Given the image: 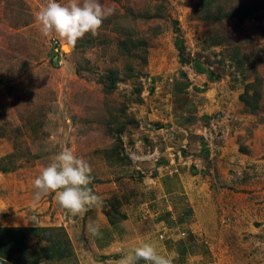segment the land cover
Returning <instances> with one entry per match:
<instances>
[{
  "label": "rangeland",
  "instance_id": "1",
  "mask_svg": "<svg viewBox=\"0 0 264 264\" xmlns=\"http://www.w3.org/2000/svg\"><path fill=\"white\" fill-rule=\"evenodd\" d=\"M99 2L114 14L69 46L39 30L48 0H0V228L49 229L29 238L34 260L74 259L75 246L107 260L92 249L102 227L128 222L122 244L150 229L170 264H264V0ZM64 148L89 162L100 196L75 216L54 195L33 199ZM185 168L187 202L155 201L150 215L149 179L173 192Z\"/></svg>",
  "mask_w": 264,
  "mask_h": 264
},
{
  "label": "clouds",
  "instance_id": "2",
  "mask_svg": "<svg viewBox=\"0 0 264 264\" xmlns=\"http://www.w3.org/2000/svg\"><path fill=\"white\" fill-rule=\"evenodd\" d=\"M114 11L113 7H104L99 0H70L68 4L48 0L36 14V20L44 37H57L74 46L85 34L95 35ZM91 179L89 162L64 148L34 179V202L54 195L59 206L75 216L100 200V196L92 191ZM89 229L93 233L99 232L96 224H90ZM140 260L145 264H170L169 259L159 254L151 243H141L131 249L119 264H138Z\"/></svg>",
  "mask_w": 264,
  "mask_h": 264
},
{
  "label": "crops",
  "instance_id": "3",
  "mask_svg": "<svg viewBox=\"0 0 264 264\" xmlns=\"http://www.w3.org/2000/svg\"><path fill=\"white\" fill-rule=\"evenodd\" d=\"M189 173L187 172V169L185 168L183 173H182V178L181 177H177L174 176L172 177V180L169 179V181H173L176 182L178 181V183L176 184V186L178 187V190L176 191V186L173 192H171L168 187H167V178L165 177L163 180L162 177H155V179H149V181H151L153 183V185H148L147 183H144L147 186V189H145L144 191L147 192L148 194L146 195V200L148 203H150L151 208L147 211L150 213V215H153L155 213V209H157L158 211V207L157 205H159V203H161L163 200H171L170 197H182V201H186V195L187 192L189 190ZM199 186H201V184H199ZM198 189L200 191V187H197L195 190L197 192V194H199ZM203 200V199H202ZM154 201V202H152ZM155 201H157V205ZM196 200L192 201V204L195 202ZM209 201V200H206ZM205 200L201 203H196V205L192 206L193 207V211L195 212L194 215L198 216V215H204L207 211L201 207L203 205L204 202H206ZM152 202V203H151ZM153 204V205H151ZM188 204L189 207V211H190V204ZM192 211V209H191ZM205 211V212H204ZM194 215L191 213V218L193 220ZM206 215V214H205ZM107 227H102L105 228L104 231L106 232V234L103 235V233H100L101 238L99 239L98 247H93L92 249L95 256V259H97L98 257H104L107 260H99L96 261V263H94V261H90L88 254L85 252V250H83V248L78 249L77 246H75L74 244V252L72 251L73 254V258L71 260L68 259H63V258H46L43 255L39 253V255H37L36 259H30V251L26 250L23 253H20L16 256L13 257V259L11 261H9L7 264H52L50 262H53L54 264H75V260H77V263L79 261V264H119V261L121 260V258L123 256H125L131 249L137 247L139 245L138 242H140L141 240H143V243H151L153 244V246H156L159 248V246L162 244V242L160 243V241L156 240L154 236H152L153 231H151L150 229H147L146 231H140L138 234H136L135 237H130L131 234L129 235V241L126 244H122L121 241V237L123 236H119L117 233V231L119 229H123V228H127V226H129V223H125V222H120L118 224H115L114 228H109V225H104ZM108 232V234H107ZM71 236V235H69ZM85 236L88 237L86 238L89 241V236L90 234L87 233V231L85 232ZM105 236V237H104ZM30 241V239H28V242ZM71 241V239H70ZM27 242L28 246L29 243ZM91 242V241H90ZM77 243V242H76ZM78 244V243H77ZM128 248V249H127ZM43 249V247L41 248ZM92 252V253H93ZM92 256V257H94Z\"/></svg>",
  "mask_w": 264,
  "mask_h": 264
},
{
  "label": "trees",
  "instance_id": "4",
  "mask_svg": "<svg viewBox=\"0 0 264 264\" xmlns=\"http://www.w3.org/2000/svg\"><path fill=\"white\" fill-rule=\"evenodd\" d=\"M115 80L110 79L109 81V91H112L115 88ZM49 231L47 228H0V264H7L17 252H22L28 249V239L31 237H36L41 239V234ZM46 242L52 243V248L58 249L60 244L59 241L46 239ZM67 244V241H66ZM44 250V249H43ZM42 250V251H43ZM43 255L46 258L48 256L47 251H43ZM67 252V251H66ZM68 254V253H66ZM65 254V255H66ZM62 256V255H58ZM56 255V257H58Z\"/></svg>",
  "mask_w": 264,
  "mask_h": 264
},
{
  "label": "snow or ice",
  "instance_id": "5",
  "mask_svg": "<svg viewBox=\"0 0 264 264\" xmlns=\"http://www.w3.org/2000/svg\"><path fill=\"white\" fill-rule=\"evenodd\" d=\"M67 50V49H66Z\"/></svg>",
  "mask_w": 264,
  "mask_h": 264
}]
</instances>
